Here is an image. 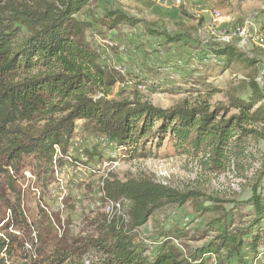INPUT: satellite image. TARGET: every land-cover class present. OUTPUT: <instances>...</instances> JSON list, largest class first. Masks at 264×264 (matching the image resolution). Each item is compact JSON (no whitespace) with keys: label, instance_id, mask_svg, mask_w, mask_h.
Returning <instances> with one entry per match:
<instances>
[{"label":"trees","instance_id":"trees-1","mask_svg":"<svg viewBox=\"0 0 264 264\" xmlns=\"http://www.w3.org/2000/svg\"><path fill=\"white\" fill-rule=\"evenodd\" d=\"M91 6V0H0V170L10 175L24 165L35 176L50 175L63 166L79 127L86 135L104 137L113 155L122 149L134 160L158 157L167 141L176 153L202 156L209 172L245 180L250 197H205L150 178L121 181L108 173L101 179L100 193L105 202L129 200L128 219L103 214L94 222L96 236L52 246L37 227L30 249L10 235L0 236V264H264L259 258L264 249V170L255 168L259 160L252 148L253 142H264V106H257L264 101V89L251 79L248 98L230 94L227 107L213 110L206 102L163 109L139 99L111 98L114 87L125 80L88 41L95 24L109 31L142 24L149 36H163L167 45L182 42L198 48L187 41L189 33L169 34L147 25L115 7L114 0H106L99 10L90 11ZM257 30L264 36L263 22ZM200 53L207 63L220 64L223 72L259 63L230 44ZM35 122L44 124L37 128ZM89 157L96 159L94 152ZM188 202L198 217L213 214L207 229L214 238L207 244L183 252L175 244L183 232L173 230L161 233L150 248L132 234L158 210ZM20 203L19 198L16 204L7 202L13 217H20ZM230 203L233 207L226 208ZM240 208L250 212L243 214Z\"/></svg>","mask_w":264,"mask_h":264},{"label":"rangeland","instance_id":"rangeland-1","mask_svg":"<svg viewBox=\"0 0 264 264\" xmlns=\"http://www.w3.org/2000/svg\"><path fill=\"white\" fill-rule=\"evenodd\" d=\"M105 2L91 0L90 11L99 10ZM114 6L169 34L189 33L187 41L198 49L186 47L182 42L167 45L163 36H149L142 24L122 25L113 31L106 30L100 23L95 24L87 33L88 41L101 51L107 66L114 67L125 80L114 87L111 98L139 99L163 109L206 102L213 110L227 107L230 94L248 98L247 84L251 79L264 89V43H261L264 36L257 35L258 27L264 24L261 0H202L199 3L194 0H167L166 3L162 0H114ZM90 17L85 15L89 20ZM105 43L110 48L104 47ZM224 44L234 46L249 58H258V65H238L223 72L220 64L201 59L200 50ZM261 104L264 106V101L257 106ZM43 124L35 122L33 126L39 128ZM80 124L77 122V126ZM96 137L99 136L86 135L78 127L63 166L55 167L50 175L35 176L30 169H24V165L17 173L9 171L10 175L0 170V236L10 235L14 242H25L27 249L32 245L30 238L38 236L37 227L51 246L61 240L72 243L96 236L97 223L94 222L106 214L107 203L100 194L101 179L108 173L121 181L150 178L180 191L196 190L205 197L237 201L250 197L245 180L229 173H211L204 166L202 156L176 153L167 141L157 152L158 157L134 160L122 149L113 155L111 148ZM154 143L150 142L149 147L157 150ZM252 148L257 149L259 160L255 168L263 171L264 142H253ZM92 152L96 158L93 161L89 157ZM111 156L117 159L111 162ZM18 198L20 217H13L7 202L16 204ZM232 207L231 203L226 206ZM240 211L250 212L244 208ZM212 216V213L201 217L193 214L189 202L182 207L168 205L132 234L153 248L160 241L161 233L180 230L184 237L175 244L180 245L183 252H189L213 240L214 235L207 229ZM185 217L191 220L188 226L183 225Z\"/></svg>","mask_w":264,"mask_h":264},{"label":"built area","instance_id":"built-area-1","mask_svg":"<svg viewBox=\"0 0 264 264\" xmlns=\"http://www.w3.org/2000/svg\"><path fill=\"white\" fill-rule=\"evenodd\" d=\"M162 1H165V3L167 2V0H162ZM194 1H196L198 3L202 2V0H194ZM178 2H179V0H178ZM261 43L262 44L264 43L263 40H261ZM96 138L99 139L100 142H103L104 145H106V140L104 137L99 136ZM101 185H102V183H101ZM100 194L102 196V193H100ZM130 206H131V202L129 200L122 199V200L117 201V202H107L105 210H106V214L122 216V217L128 219L127 213L129 211ZM182 221H183L184 226H188L191 223V220L189 217H185V219L183 218ZM259 258L264 261V249L261 250Z\"/></svg>","mask_w":264,"mask_h":264}]
</instances>
